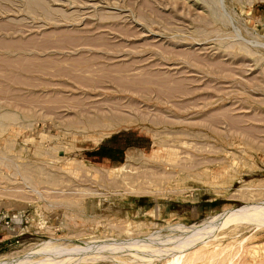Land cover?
<instances>
[{"label": "rangeland", "instance_id": "374dc122", "mask_svg": "<svg viewBox=\"0 0 264 264\" xmlns=\"http://www.w3.org/2000/svg\"><path fill=\"white\" fill-rule=\"evenodd\" d=\"M180 252L264 264V0H0V264Z\"/></svg>", "mask_w": 264, "mask_h": 264}, {"label": "bare ground", "instance_id": "6f19581e", "mask_svg": "<svg viewBox=\"0 0 264 264\" xmlns=\"http://www.w3.org/2000/svg\"><path fill=\"white\" fill-rule=\"evenodd\" d=\"M102 125H103L102 122H94L93 125L90 124L91 127H100V126H101L100 128L103 127ZM123 165H124V164H121V165L119 166V168L123 167ZM180 250H181V249H180ZM183 250H184V248H183ZM185 250H186V248H185ZM185 250H184V251H185ZM182 252H183V251H182ZM194 252H195V251H194ZM186 253H187V252H186ZM187 254H188V253H187ZM187 254H186V257H187ZM193 254H194V253H193ZM179 255H182V253L180 252V254H178V255L175 256L172 260H170V261L168 262V264H186V263H181V262H180V259H181L180 257H181V256H179ZM186 257H185V258H186ZM196 257H197V255H196ZM182 258H183V257H182ZM191 258H193V257L191 256ZM191 258H190V259H191ZM182 260H185V259H182ZM191 260H192V259H191ZM191 260H190V262H192L194 259H193L192 261H191ZM186 261H188V260L186 259L184 262H186ZM187 263H188V262H187Z\"/></svg>", "mask_w": 264, "mask_h": 264}]
</instances>
